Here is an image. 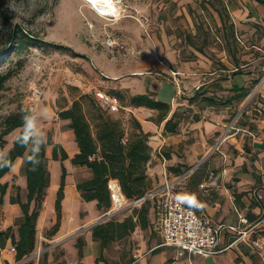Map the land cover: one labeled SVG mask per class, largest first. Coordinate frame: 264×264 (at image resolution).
<instances>
[{"label":"rangeland","instance_id":"374dc122","mask_svg":"<svg viewBox=\"0 0 264 264\" xmlns=\"http://www.w3.org/2000/svg\"><path fill=\"white\" fill-rule=\"evenodd\" d=\"M119 5L120 14L116 17L98 13L85 0H0V48L12 46L9 33L13 32V28L23 30L16 31L14 39L21 41V46L16 49L12 47L5 55L6 59H0V72L13 71L0 88V124L7 114L18 109L46 110V118L41 116L38 121L41 131L62 142L67 152L72 154L77 143L69 119L59 117L61 109L69 107L81 94L92 95L102 107L95 91L112 94V90H119L124 95L123 100H119V106L113 110L102 108L121 120L127 136L134 129L130 113L153 116L154 120L160 116L159 111L153 108L128 110L124 104L133 94L127 86L133 89L132 93H142L145 84L150 83L157 88L164 82L157 99L170 102L175 94L166 118L175 110V120L178 122L175 132L180 131V135H175V132L171 135L176 139L181 138V141L180 144L174 141L169 145L168 152L164 147L158 152L159 145L150 144V133L148 142L151 152L164 162L161 167H165L163 172L153 175L150 171L158 167V163L151 166L150 159L147 167L150 187L172 181L175 191L188 198L190 194L198 196L201 193L196 189L197 184L203 180L204 174L209 180L208 171L212 170L210 179L215 181L217 171L223 168L233 172L228 177V182L233 185L236 169L240 174L249 173L251 165L248 158L243 161L236 159L237 149L234 145H223L225 134L242 130L237 129L235 121L241 123L244 118L264 113V109H256L259 101L264 103V97L258 93L264 86V11L257 9L252 0H121ZM237 69L246 75L253 71L257 77L247 85L250 92L243 100L231 99L235 90L223 92L222 86H218V90L208 89L207 82L211 78L221 84ZM208 95L216 97V103L208 104L201 99ZM194 96V101H191ZM87 100V97L83 99L84 109L94 130ZM217 121L230 122L225 125L224 133L216 143L203 154L204 151L197 148V145H201L198 142L201 137L199 134L197 137V132L191 126L200 132ZM18 132L19 128L7 134L6 143L0 146V150L6 152ZM219 133V130L213 131L205 137L210 136L208 141L211 143ZM164 135L168 137L170 134ZM182 142L186 143V149H191L189 155L183 149ZM178 145L180 153L175 152ZM222 151L228 152L227 156ZM46 152L49 170L46 193L51 198L58 186L61 163L66 164V170L71 169L76 182L91 176L90 168L85 165L74 166L69 160L61 162L52 159L50 145ZM175 153L179 157H191L190 161L184 159L185 163H179L178 168L181 166L182 172L175 169L178 163ZM169 158L172 161H168ZM20 175V178H12L17 183L15 189L17 186L21 188L26 180L22 169ZM25 192L26 187H23L24 200ZM127 205L111 209V204L104 210L96 204L94 207L84 203L80 209L81 218L91 209L96 210L98 215L88 218L75 232L84 237L98 222L110 217L121 220L134 214L136 208ZM40 240L42 237L30 254H35L38 248L41 254L32 259H42L43 252L48 248L44 240ZM136 243L126 236L113 249L131 250ZM196 258L212 264V257L195 255L194 260Z\"/></svg>","mask_w":264,"mask_h":264},{"label":"crops","instance_id":"0c3cea01","mask_svg":"<svg viewBox=\"0 0 264 264\" xmlns=\"http://www.w3.org/2000/svg\"><path fill=\"white\" fill-rule=\"evenodd\" d=\"M252 1L257 9L264 11V3L256 0ZM255 75L253 71L246 75L237 69L234 75H231L228 79L225 77V80L221 82V84H217V81L211 78L207 82L209 86L208 89L210 91L218 90L217 87L222 86L224 87L223 92H227L229 89L234 90L235 87H247L251 81L257 80ZM127 87L131 91V94H137L132 93L133 89L129 86ZM163 88L164 82L157 85V88L147 83L145 84L144 92L149 89L156 93L154 96L157 98L162 93ZM258 91L260 96L264 97V86ZM174 97L175 94L171 97V101ZM210 97L216 98L214 96ZM258 105L259 107L256 109H264V103L259 101ZM126 108L133 111V108L142 110L148 107L127 106ZM245 108L247 109V106ZM136 117L140 120L143 130L151 133L152 138L150 144L152 146L153 144L156 146L159 145L158 152H160V149L163 147L168 152L169 148L167 147L172 145L174 141L180 144L179 141H181V138L176 139V137H174V139L171 135L173 134L172 132L164 131V122H162V120L158 122V119L154 120L153 116L145 117L139 114H137ZM244 119L245 120L241 123L237 121L234 122L237 129L240 128L242 130L226 133L223 145L227 143L234 145L233 147L237 149L236 159H242L243 161V159L247 160L248 158L251 171L249 173L242 172L240 174L238 169H236V177L232 182L234 184L230 185L228 177L229 174L233 172H230L228 168H223L220 172L217 171L218 176L215 181L210 179L213 171L209 170V180H206L207 174H204L203 180L197 184L196 189H198L201 195L196 196L195 194H190L189 198L186 196L188 201L193 203L215 223L223 224L224 229L219 247H223L227 243L234 241L228 249L209 256L212 257V264H264V248H259L254 244L255 240H264V113L255 114ZM228 122L217 121L216 124L210 123L205 127V131L200 132L197 131L195 126H191V129H195V132H197V137L198 134L201 137V140L198 142L203 146L197 145V148L201 152L204 151L203 154H205L224 133L225 125ZM218 130L220 131L218 137L214 142L210 143L208 141L210 136L206 139L205 135L208 136L210 135L208 133ZM247 131L252 134L247 133ZM176 132L175 135H180V131L178 133ZM165 133L170 135L166 137L164 135ZM60 143L62 144V142ZM182 143L184 144L183 149L187 151L188 154L191 149H186V143ZM230 144H228V146H230ZM179 147L180 145H178V147L175 146V152L180 153ZM77 151L78 147L76 146L72 154L68 152L69 157L64 159L63 162L66 160L71 162V157ZM178 153H175L176 159L178 160V163L175 164L177 168L179 163H185V161H190L191 159L190 156L186 155L179 157L177 156ZM227 153L228 152H223L226 156ZM196 154L198 155L199 153L196 152ZM154 157V152H151L150 165L154 166L158 163V167L152 169V171H150L149 168V171L150 173L152 172L153 175H156L155 172H163L165 167H161L162 165L164 166V162H162L161 159ZM169 160L172 161V158H169L168 161ZM164 161L167 163V159ZM23 162V157H17L10 170L1 178L2 181H8L9 185L2 196V201H0V232L5 231L8 227L11 228V232L5 239V245L0 247V264H23L26 261L24 259L26 256L22 259H17L16 251L10 250V247L14 245V242L19 238L18 227L23 221V213L19 203L11 200V198L17 196V192L19 193L20 199L24 200L22 197V190L23 187H26V180L18 190V188L15 189L14 186L17 184L16 181L12 179L15 176L20 178ZM71 164L73 163L71 162ZM64 165L66 166V164ZM73 165L75 166V164ZM177 168L175 169L177 170ZM72 176L71 169L68 168L66 173L65 196L62 200L61 224L58 231L52 236H47L46 231L56 221V212L54 209L55 195L51 198L50 195L47 194L45 197L46 205L44 204L40 210L36 222L35 248H37L39 244L40 237H42V240H44L48 248L43 252L42 259H29L33 261V264H206L204 261L197 258L194 260L195 255H188L187 253L180 254L179 249L175 246L161 244L162 237L154 228L156 205L153 200H150V202L152 201V205L149 206L144 221H142L139 216L144 201L133 206L136 208L133 214L136 225L129 234L123 237L130 236L131 239L137 241L133 249H113V247H117V242L122 238L114 240L111 242L112 244L109 243V245L102 247L100 242L92 237L90 229L86 235L82 237L80 233L75 232L76 228L82 225L88 218L97 216L98 213L96 210L91 209L88 214L84 215V218H81L80 209L83 207L84 203L95 207L96 201H85L83 198V200H81V195L76 187V180ZM201 184L204 186H201ZM24 198L26 199V192ZM228 226H236V230H230ZM42 240H40V242Z\"/></svg>","mask_w":264,"mask_h":264},{"label":"trees","instance_id":"16d2710c","mask_svg":"<svg viewBox=\"0 0 264 264\" xmlns=\"http://www.w3.org/2000/svg\"><path fill=\"white\" fill-rule=\"evenodd\" d=\"M264 3V0H256ZM16 31L23 32L17 27L10 32L12 46L0 48V59H6L8 50L19 48L21 41L14 40ZM13 74L12 70L0 72V88L5 81ZM236 93L233 99L243 100L250 92L249 88L235 87ZM111 95L118 100H123L124 95L119 90H112ZM155 92L147 90L143 93L130 95L127 104L124 106H145L157 109L159 111L158 122L166 118L170 103L155 98ZM87 97L86 104L92 111L94 130L91 122L86 115L83 99ZM191 98V101H194ZM208 104L216 103L215 98L202 96L201 98ZM30 111L28 108L18 109L17 111L7 114L0 124V146L6 143V135L11 131L19 128L18 134L22 130L23 115ZM175 110L164 122V131L174 133L177 128L175 120ZM59 117L69 119V125L73 130L74 138L77 143L78 151L71 157V162L75 165H85L91 170V176L76 182V187L80 191L84 200H95L99 209H108L111 206V195L108 187V180L115 178L119 181L121 190L129 200L145 195L150 189V178L147 174L148 163L151 159V146L148 142L149 132L142 128L140 120L130 113V118L134 124V129L126 136L122 122L119 118H114L106 112L90 94H81L79 98L74 99L70 106L59 111ZM17 134V135H18ZM47 143L41 148L38 159L40 165L37 171H31V165L25 160L30 155L25 147L16 143V137L11 147L6 151L8 158L15 162L17 157H23L24 162L21 167L26 178V199L21 200L19 193L11 198L12 201L19 203L23 221L18 227L19 238L14 242L17 259H22L29 255L35 248L36 222L43 202L47 195L46 188L49 184V170L47 168V147L51 146V158L61 162L69 157L64 146L55 141L50 134L47 136ZM125 138V139H124ZM94 155L92 159L89 156ZM10 170L8 167H0V201L9 185L8 181H2L1 178ZM177 171L182 172L180 168ZM67 170L61 163V173L58 187L55 193L54 209L56 212L55 223L46 231L47 236L54 235L61 224L62 218V200L65 196ZM19 190V186H17ZM150 206V199H146L140 209L141 220L146 219V214ZM136 221L133 214L125 216L122 220L110 217L109 219L98 222L91 227V234L95 240L100 242L102 247L109 245L114 240L123 238L129 234L135 227ZM11 228L0 232V247L5 245V239L9 236ZM23 264H33L32 260H26Z\"/></svg>","mask_w":264,"mask_h":264},{"label":"built area","instance_id":"2783aa9c","mask_svg":"<svg viewBox=\"0 0 264 264\" xmlns=\"http://www.w3.org/2000/svg\"><path fill=\"white\" fill-rule=\"evenodd\" d=\"M96 96L105 109H116L119 100L102 90L95 91ZM232 126V125H231ZM94 155L89 156L92 159ZM108 187L111 195V209H117L128 205L134 206L146 199L153 200L156 205V216L154 222L155 230L162 237V245L175 246L179 253L209 257L231 247L233 242L219 247L224 226L215 223L206 216L193 203L187 200L182 193L175 191L174 182L166 181L158 187L151 188L145 195L129 200L123 194L119 181L115 178L108 180ZM127 205V206H128ZM111 210H109L110 212ZM230 230H236V226H228ZM254 244L264 248V240H255ZM16 251L15 245L10 247ZM41 249L38 248L35 254H30L24 259L29 260L34 256L39 257Z\"/></svg>","mask_w":264,"mask_h":264},{"label":"clouds","instance_id":"9594fccd","mask_svg":"<svg viewBox=\"0 0 264 264\" xmlns=\"http://www.w3.org/2000/svg\"><path fill=\"white\" fill-rule=\"evenodd\" d=\"M44 116L46 118V110L37 112V109L33 108L26 112L23 117V126L21 132L16 136V143H19L22 147L31 153L25 157L28 164L31 165V171H37L40 165L38 159L41 148L47 143L46 135L41 131L39 127V118ZM0 167H12V162L8 158V153L0 150Z\"/></svg>","mask_w":264,"mask_h":264},{"label":"bare ground","instance_id":"6f19581e","mask_svg":"<svg viewBox=\"0 0 264 264\" xmlns=\"http://www.w3.org/2000/svg\"><path fill=\"white\" fill-rule=\"evenodd\" d=\"M95 8L98 13H101L105 16H116L118 17L121 9L119 2L121 0H85Z\"/></svg>","mask_w":264,"mask_h":264}]
</instances>
